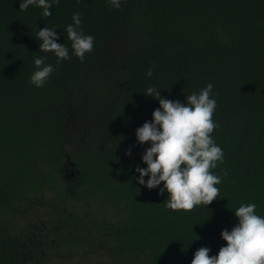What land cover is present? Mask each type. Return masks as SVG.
<instances>
[{"label": "trees", "instance_id": "trees-1", "mask_svg": "<svg viewBox=\"0 0 264 264\" xmlns=\"http://www.w3.org/2000/svg\"><path fill=\"white\" fill-rule=\"evenodd\" d=\"M19 3L0 0V264H190L227 243L240 204L264 216V0H59L47 17ZM74 12L95 37L83 61L64 30ZM46 26L70 59L39 49ZM35 56L53 65L42 87ZM209 82L219 193L174 210L136 179L150 145L135 129L159 107L143 91L185 102Z\"/></svg>", "mask_w": 264, "mask_h": 264}, {"label": "clouds", "instance_id": "clouds-1", "mask_svg": "<svg viewBox=\"0 0 264 264\" xmlns=\"http://www.w3.org/2000/svg\"><path fill=\"white\" fill-rule=\"evenodd\" d=\"M59 0H20L19 9L29 5L42 8V17L50 16L53 3ZM114 8L121 7L120 0H106ZM72 23L64 27L71 42V55L81 61L91 52L95 37L85 34L80 27L81 14H72ZM56 26L38 28L36 38L39 49L51 51L59 64L70 59L69 46L57 41ZM46 56L33 57L35 65L30 83L42 87L53 65L46 63ZM153 67H155L153 65ZM153 67L145 75H153ZM213 85L207 83L199 92L188 93L185 102L161 95L159 89L148 86L143 92L158 99L159 107L152 111L151 120H145L135 129L137 142H148L141 154L145 167L136 166L138 182L148 188L159 187V193H168L165 207L191 210L195 206L209 204L217 197L220 177L209 171L223 161V150L215 143L210 133L217 126L212 115L217 101L212 93ZM130 155L131 150H126ZM147 176L145 180L144 177ZM161 182L163 184L161 185ZM255 203L240 204L234 210L237 223L230 230L222 229L221 237L227 243L218 252L209 255L210 248L201 246L195 250L190 264H264V216L255 211Z\"/></svg>", "mask_w": 264, "mask_h": 264}]
</instances>
